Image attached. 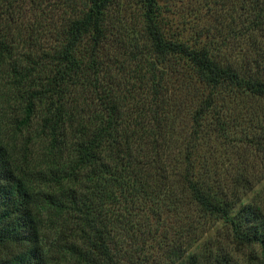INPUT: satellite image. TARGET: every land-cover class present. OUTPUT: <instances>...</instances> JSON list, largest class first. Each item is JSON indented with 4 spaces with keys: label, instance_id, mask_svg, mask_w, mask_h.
Segmentation results:
<instances>
[{
    "label": "trees",
    "instance_id": "trees-1",
    "mask_svg": "<svg viewBox=\"0 0 264 264\" xmlns=\"http://www.w3.org/2000/svg\"><path fill=\"white\" fill-rule=\"evenodd\" d=\"M137 1L142 45L114 35L112 0H0V264H145L118 229L175 211L190 229L159 246L162 264H243L241 247L264 264V206L246 200L260 180L252 166L228 175L212 144L241 125L228 118L238 99L264 133L249 102L264 101V0H202L217 24L190 44L160 0ZM36 11L48 49L24 22ZM198 218L226 225L232 250L199 245Z\"/></svg>",
    "mask_w": 264,
    "mask_h": 264
},
{
    "label": "rangeland",
    "instance_id": "rangeland-1",
    "mask_svg": "<svg viewBox=\"0 0 264 264\" xmlns=\"http://www.w3.org/2000/svg\"><path fill=\"white\" fill-rule=\"evenodd\" d=\"M201 1L160 0L162 16L167 26L170 27V31L177 33L176 36L179 35L181 39L186 40L189 44L192 43V38L195 37L200 28L209 27L212 24L210 21L217 24V21L212 17H208L209 12H206L205 7L201 5ZM39 12L41 11H36L33 16L24 17V22L32 26L33 33H38L37 35L40 37V43L43 48L48 49L55 44L53 34L49 30L50 25L47 23L50 17H40ZM142 13V5L137 0H112L107 9L106 17H108L110 26L115 33L114 35L117 36L120 42L125 45H130L134 42L139 45L143 44ZM53 18L60 20V17ZM219 19L222 26L227 21L226 17H219ZM245 102L244 99H238V103H232L230 105L232 108L228 111V118L235 119L238 116V122L241 124L239 128L232 129L227 138L216 140L212 144L217 149L215 158L222 162L223 167L229 171L228 175L237 176L244 167L247 170L248 167H253L252 174L260 182L252 191L247 193L246 200H255L259 197L258 199L262 200V206H264V154L260 149V144L256 143L259 139L264 138V133L262 134L260 131L254 132L247 123L248 121H244L243 117H240L242 115L241 111L244 110L240 106L243 103L245 104ZM249 102L253 103V107H260L259 109H262L260 113H264V101L250 98ZM248 175L251 177L249 173ZM178 214L177 211L174 213L164 212L161 221L156 222L145 212L146 216L144 217H146L148 226H146L147 224L145 226L139 225L141 229L129 231L128 233L124 228H119L115 238L118 242H123V249L125 248L126 254L132 257H128V259L143 260L145 264H162L166 260L164 259L163 250L159 246L165 241L173 240L174 237L177 238L181 232V235L186 234L187 229H190L188 225H184L182 218ZM197 221H199L198 226L204 227V233L199 245L205 239L210 238L216 241L220 247L227 246L229 250H232L233 246L229 243V228L226 225L211 218H198ZM136 228H138V225L133 229ZM145 228H149L151 231L147 236ZM164 236L166 237L164 238ZM233 255L243 264H259V260L254 258L258 255L256 248H235ZM124 262L129 263V260L126 261L124 259Z\"/></svg>",
    "mask_w": 264,
    "mask_h": 264
}]
</instances>
